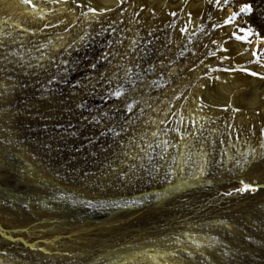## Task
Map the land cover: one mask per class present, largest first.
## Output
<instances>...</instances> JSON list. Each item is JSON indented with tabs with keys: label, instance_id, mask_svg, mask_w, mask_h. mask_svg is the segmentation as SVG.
<instances>
[{
	"label": "rangeland",
	"instance_id": "rangeland-1",
	"mask_svg": "<svg viewBox=\"0 0 264 264\" xmlns=\"http://www.w3.org/2000/svg\"><path fill=\"white\" fill-rule=\"evenodd\" d=\"M36 2L40 19L64 11ZM106 13L85 23L82 10L53 39L0 17V89L18 109L10 124L0 106V264H264L259 136L213 134L224 110L208 128L221 150L194 146L193 167L168 130L218 73L264 66V0H116Z\"/></svg>",
	"mask_w": 264,
	"mask_h": 264
},
{
	"label": "bare ground",
	"instance_id": "bare-ground-1",
	"mask_svg": "<svg viewBox=\"0 0 264 264\" xmlns=\"http://www.w3.org/2000/svg\"><path fill=\"white\" fill-rule=\"evenodd\" d=\"M52 1L57 2L58 8L64 9L60 17L40 19L42 14L39 15L38 11H34L31 5L21 3V0H0V17L5 16L10 21L14 20L21 23L28 30L30 28L32 30H44L47 34H51L49 39H53L57 34L66 32L69 24L79 17L82 10L86 12L83 20L86 23L105 14L116 4V0ZM33 3H37L36 0H33ZM75 4H79V6H75ZM90 7L95 8L96 12H89ZM252 53L253 51H250L243 55L246 60H253L255 57ZM1 70H3L2 65H0ZM257 70L264 73V66H258ZM226 76L218 73L214 81L201 88V93L198 92L200 93L199 96L192 99L185 109L183 108L181 116L183 120L180 124L173 115L168 121V130L172 141L177 142L180 140L186 151L192 150L193 155L190 160L193 167L196 166L197 162V156L194 154L197 150L196 148L195 150L192 149L194 146L197 148L203 147L205 154L210 150L213 153L221 150L220 141L216 137L208 138V128L212 118L220 117L224 110L228 112L225 120L221 124L215 125L212 133L214 134L215 128H221L225 136L231 140V143L236 141L237 145H241L244 139H249L250 136H252L251 139H255L258 135L259 137L256 140L258 144L254 149L252 146L251 149L256 156L264 154V147H262L264 145V132H262L264 130V97L262 96L264 78L252 75V77H242L236 74L229 75V78ZM13 90L10 88L0 89V106H3L10 116V124H13V121L15 122L12 114L16 115L15 113L18 111L17 108L14 110L17 95ZM234 109H239V111ZM174 128H178L180 131H171ZM194 172L198 173L197 170ZM0 263H2L1 260Z\"/></svg>",
	"mask_w": 264,
	"mask_h": 264
},
{
	"label": "snow or ice",
	"instance_id": "snow-or-ice-1",
	"mask_svg": "<svg viewBox=\"0 0 264 264\" xmlns=\"http://www.w3.org/2000/svg\"><path fill=\"white\" fill-rule=\"evenodd\" d=\"M217 2H219V0H217ZM225 2H227V0H225ZM21 3H24V4H28V5H31L33 10L35 11L36 10V5L33 3V0H21ZM89 12H93L95 13L96 12V9L95 8H89L88 9ZM252 11V7L249 5V4H244V5H241V8H240V12H251ZM174 15V13H173ZM239 15V13H232L230 17H228L226 20H225V23H231L232 20L237 16ZM181 31H184V29H181ZM241 31L243 33H245L244 35L242 36H237V39H241V40H247L248 36L249 35H252V30L251 28H246V29H241ZM235 35V33H234ZM253 56L255 57V63H259L260 60H261V57L260 55L256 52V51H253ZM222 59L225 58V57H221ZM65 63H67V61H65ZM93 68H95V65L93 64L92 65ZM226 71H232V69H226ZM241 71L243 72H246V73H249L250 75L252 76H259L261 78H264V73H261V72H255V71H252L248 68H244V69H241ZM124 91L123 87H118L116 90L112 91L111 92V95L114 96V97H120L122 95V92ZM126 107L131 111L132 110V105L131 104H128L126 105ZM235 111H239V109H234ZM181 120H183V117H181ZM161 123H166V121H161ZM122 131L124 130L123 128L121 129ZM114 131V130H113ZM171 131H175V132H179L180 129L178 128H174V129H171ZM262 132H264V130H262ZM167 133V130H165L164 134ZM115 135H119L118 133H115ZM151 135L153 137H156V136H159L161 135V132L159 131H154L151 133ZM168 141L164 140V141H160V144L158 146H160L162 148V151L166 150L167 147H168ZM137 147H139V145H137ZM262 147H264V145H262ZM147 149L149 150H154L153 149V143H148L147 144ZM140 151L144 153V156L147 157L148 161L151 162L152 161V156L148 154V151H146L144 148H140ZM137 159H141V157H137ZM132 168H135L136 165H132L131 166ZM154 168H156L157 166L156 165H153ZM203 168L200 169L201 172H203ZM171 171V169H170ZM121 175H126L125 173H121ZM252 186L249 185V184H245L244 185V188L242 189H239L240 191H244L245 189H248V188H251Z\"/></svg>",
	"mask_w": 264,
	"mask_h": 264
}]
</instances>
